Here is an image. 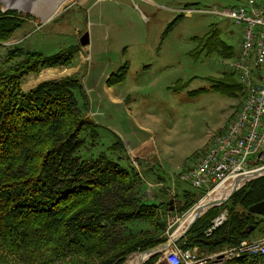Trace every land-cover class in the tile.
<instances>
[{
    "label": "rangeland",
    "instance_id": "obj_1",
    "mask_svg": "<svg viewBox=\"0 0 264 264\" xmlns=\"http://www.w3.org/2000/svg\"><path fill=\"white\" fill-rule=\"evenodd\" d=\"M58 1L61 0H46V12L49 4L53 7ZM241 1L63 0V8L48 22L36 24L40 17L35 12H23L29 17L20 15L26 19L25 24L9 41L0 43V64L6 48L14 45L45 55L79 47L72 67L54 66L30 74L34 80L31 88L25 90L24 82L30 77L27 75L22 85L27 92L42 83L72 76H79L83 83V73L76 70L80 52L86 49L85 55L91 54L92 59L83 65L84 74L88 73L87 79L91 81L88 86L92 83L98 91L105 84L113 87L124 99L126 109L113 106L106 95L93 104L88 96L98 124L93 122L89 110L85 119L96 126L83 134L86 145L80 157L91 161L104 154L121 167L137 171L144 180L148 202L172 197L174 211L166 218L169 239L192 212L214 201L216 198L211 196L217 194L208 193V187L194 189L188 183L178 182L175 198L171 178L186 172L203 155L216 135L232 122L246 96L239 72L229 66L240 53L242 27L203 10H226ZM31 2L3 0V4L21 5L13 7L16 9ZM78 32L93 35L91 49L80 44ZM54 69L58 70L57 77L38 79L43 71ZM60 69L69 72L62 74ZM103 72L114 76L107 82L109 77L101 79ZM113 125H118L124 134ZM131 132L136 133L129 137ZM184 190L194 192L198 198L205 195L185 213L181 202ZM253 219L257 226H252L250 240L264 237V217L253 214ZM144 227L149 228L148 224ZM14 260L0 253V264H18ZM75 260L54 264L84 261L80 257Z\"/></svg>",
    "mask_w": 264,
    "mask_h": 264
},
{
    "label": "trees",
    "instance_id": "obj_2",
    "mask_svg": "<svg viewBox=\"0 0 264 264\" xmlns=\"http://www.w3.org/2000/svg\"><path fill=\"white\" fill-rule=\"evenodd\" d=\"M25 21L15 11L0 9V43L9 41ZM78 53V46L45 55L14 45L6 48L0 64V253L18 264L76 262L77 257L84 260L80 264H125L131 254L168 240L172 197L148 202L137 171L104 154L91 161L80 157L86 145L83 134L96 126L85 119L90 101L80 77L48 81L28 92L22 89L27 75L54 66L72 67ZM57 74L56 69L45 70L38 79ZM27 80L25 90L34 76ZM201 198L184 190L182 211ZM260 202L264 177L207 211L177 246L207 255L239 245L257 226L249 208ZM224 210L227 221L208 236ZM159 256L145 264H155ZM231 264L254 262L245 257Z\"/></svg>",
    "mask_w": 264,
    "mask_h": 264
},
{
    "label": "built area",
    "instance_id": "obj_3",
    "mask_svg": "<svg viewBox=\"0 0 264 264\" xmlns=\"http://www.w3.org/2000/svg\"><path fill=\"white\" fill-rule=\"evenodd\" d=\"M203 12L242 27L241 42L246 46V55H238L229 66L239 72L246 96L232 122L189 166V172L171 178L174 197L178 182L188 183L194 189L208 187L211 193L222 183L232 181V177L240 178L264 166V0H242L226 10L214 8ZM246 60L255 61V70H248ZM227 218L228 211H222L207 235L224 225ZM159 254L155 264H225L229 260L237 262L240 255H251L254 264H264V237L246 239L237 246L207 255L200 254L198 248L183 249L177 244Z\"/></svg>",
    "mask_w": 264,
    "mask_h": 264
},
{
    "label": "crops",
    "instance_id": "obj_4",
    "mask_svg": "<svg viewBox=\"0 0 264 264\" xmlns=\"http://www.w3.org/2000/svg\"><path fill=\"white\" fill-rule=\"evenodd\" d=\"M44 3V4H43ZM66 5V4H65ZM16 6H21V5H9V4H3V0H0V9L3 13L7 12V11H15L18 13L19 11V15H22L24 17H29L27 14H23V12L25 13H29V12H35L37 13V15L40 17L39 19H36V24L39 22H42V23H45L50 21L55 15H57L56 13H52V10L55 8V5L53 6L52 8V4L48 5V12H46V0H32L31 3H29V6H22V9L19 8V9H16V8H13V7H16ZM64 6V5H63ZM63 8V7H62ZM25 9V11L23 10ZM50 16V17H49ZM42 19V21L40 20ZM92 34L90 33V44L87 48H90L91 49V38H92ZM102 50V48H100ZM85 52L86 49H82V51L80 52V64L76 67V70H78L79 73H83V76H82V80H83V84H84V88L86 90V93L87 95L90 97V101L91 103L93 104L94 101H97L100 99L101 96H103L101 99L104 100V95H106L109 100H110V103L113 105V106H116L118 109L120 110H125L126 109V103L124 101V99L118 94L116 93L115 89L113 87H110L108 84L102 88V90H96L94 88V84L91 83V86H88V83H90L91 81H89L87 78H88V73L84 74V72L86 70L83 69V65H85L86 62H88L89 60L92 59L91 57V54H87L85 55ZM77 72V73H78ZM110 75V73H105L103 72L102 73V78H108ZM107 82H108V79H107ZM94 90V91H93ZM102 91V92H101ZM28 92V91H27ZM92 93H95V96L92 97ZM91 108H92V105H91ZM90 113H91V117H92V120L95 124H98L96 119L93 118V113L91 112L90 110ZM89 113V114H90ZM138 127H141L139 123H136ZM116 131H118L119 133L121 134H124V132H122L123 130L118 126V125H113L112 126ZM122 130H120V129ZM136 132H131L129 133V137H131V135H134ZM126 137H128V134H126ZM137 139H138V134H137Z\"/></svg>",
    "mask_w": 264,
    "mask_h": 264
},
{
    "label": "water",
    "instance_id": "obj_5",
    "mask_svg": "<svg viewBox=\"0 0 264 264\" xmlns=\"http://www.w3.org/2000/svg\"><path fill=\"white\" fill-rule=\"evenodd\" d=\"M79 36H81L80 38V44L82 46H87L90 43V35L89 33H82V32H78ZM264 177V166L260 169H257L253 172L248 173L247 175L241 176L239 178V180L237 181V183L235 185H233L224 195V197H222L221 199L215 200L211 203H209L207 205V208L205 210V212H203L201 215L199 214V216L197 218H195L187 227V229L184 231V233H182L179 236H172L170 237L165 243L158 245L154 248L148 249L146 251L143 252H137V253H133L130 256H128V259L130 258L131 262L130 264H142L144 263L146 260H148L149 258H151L152 256H155L156 254H159L161 252H163L166 249L169 248H174V246L181 240L183 239L187 233L192 229V227L194 226V224L196 223V221L201 218L207 211H209L212 208H216L219 206L224 205L225 203H227L230 198L238 191L240 190L246 183L252 181V180H256L259 178ZM174 200L170 201V204L173 205ZM171 211H174V207H171ZM249 213L254 214V215H259L264 217V202H260L257 203L253 206H251L249 208ZM253 227H251L252 229ZM140 255H142V258L139 257ZM147 256V257H146Z\"/></svg>",
    "mask_w": 264,
    "mask_h": 264
},
{
    "label": "bare ground",
    "instance_id": "obj_6",
    "mask_svg": "<svg viewBox=\"0 0 264 264\" xmlns=\"http://www.w3.org/2000/svg\"><path fill=\"white\" fill-rule=\"evenodd\" d=\"M63 0H61L60 2L58 1L57 2V4L55 5V8L52 10V13H56L57 14V12L58 11H60V9L63 7ZM44 4V3H43ZM53 8V7H52ZM50 17V16H49ZM238 55H246V46H244V42H242V46H241V50H240V53L238 54ZM246 67L248 68V70H255V61L254 60H246ZM94 91V90H93ZM243 106V105H242ZM216 140V137L214 138V140H212L213 142ZM213 142H212V144H213ZM211 144V145H212ZM210 145V146H211ZM210 148V147H209ZM187 172H189V169L186 171V172H184V173H187ZM183 173V174H184ZM239 180V176H234V177H232V181H226V182H224V183H222L218 188H216L214 191H212L210 194L211 195H214V193H217V194H215L214 196H211V197H213V198H216V199H214V201L215 200H218V199H221L222 197H224V195H225V193L233 186V185H235L236 183H237V181ZM229 182V183H228ZM226 183H228V185L225 187V189H224V185L226 184ZM209 194V195H210ZM213 202V201H212ZM206 208H207V205L205 204V205H203V206H200V207H198L197 209V211L195 210L194 212H192L191 214H190V216H189V218H187L186 219V221L184 222V224H183V226L180 228V230L178 231V232H176L175 234H174V236L176 237V236H179V235H181L182 233H184V231L187 229V227L189 226V224L194 220V218H195V216L199 213L200 215L203 213V212H205V210H206ZM199 214H198V216H199ZM139 257H141L142 258V255H140ZM245 257H247V258H249V259H251V255H240V257H238L237 258V261H239V260H242L243 258H245ZM233 262H236V260H229V261H227V263H225V264H231V263H233Z\"/></svg>",
    "mask_w": 264,
    "mask_h": 264
}]
</instances>
